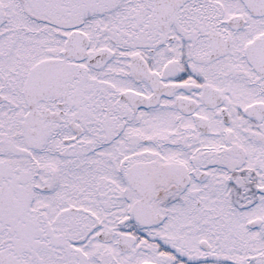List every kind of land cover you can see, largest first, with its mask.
Here are the masks:
<instances>
[{"label":"snow or ice","instance_id":"snow-or-ice-1","mask_svg":"<svg viewBox=\"0 0 264 264\" xmlns=\"http://www.w3.org/2000/svg\"><path fill=\"white\" fill-rule=\"evenodd\" d=\"M0 264H264V0H0Z\"/></svg>","mask_w":264,"mask_h":264}]
</instances>
